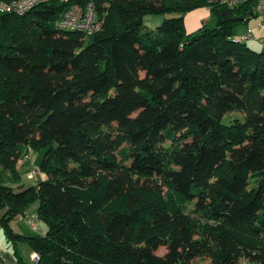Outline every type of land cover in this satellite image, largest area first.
<instances>
[{
	"label": "trees",
	"instance_id": "1",
	"mask_svg": "<svg viewBox=\"0 0 264 264\" xmlns=\"http://www.w3.org/2000/svg\"><path fill=\"white\" fill-rule=\"evenodd\" d=\"M87 2L102 20L89 36L56 27L70 3L0 13V226L15 257L27 242L35 264H264V51L233 38L253 1L212 7L216 26L195 33L184 17L206 0ZM34 152L24 186L17 162ZM34 201L47 231L27 238L10 222Z\"/></svg>",
	"mask_w": 264,
	"mask_h": 264
},
{
	"label": "built area",
	"instance_id": "2",
	"mask_svg": "<svg viewBox=\"0 0 264 264\" xmlns=\"http://www.w3.org/2000/svg\"><path fill=\"white\" fill-rule=\"evenodd\" d=\"M50 1L71 4L62 18L55 23L56 27L60 30L80 32L85 36H89L102 29V20L97 14L95 5L92 2H87L83 5L79 3L80 0H13L10 2H0V13L23 16ZM247 1H253V11L255 18L258 19L256 28L264 31V0H206V8L210 10L212 7L217 6L228 10ZM252 39H255L253 30L248 27L245 33L237 38V41L245 42ZM257 41L264 49V35L258 37ZM34 173V170H30L27 178L31 179ZM31 260L34 264L37 263L39 260L38 254L33 252Z\"/></svg>",
	"mask_w": 264,
	"mask_h": 264
},
{
	"label": "crops",
	"instance_id": "3",
	"mask_svg": "<svg viewBox=\"0 0 264 264\" xmlns=\"http://www.w3.org/2000/svg\"><path fill=\"white\" fill-rule=\"evenodd\" d=\"M208 12H210L206 7H201L197 11H191L185 15V23L187 26L188 20H190V26H187L188 29H191L189 27H192L194 25H197L199 20H202L203 18L207 17ZM210 17V16H209ZM159 17H154L149 19V23L152 25H155L156 23L160 22ZM212 19L209 18V22H211ZM249 23L246 26H239L234 29V39L239 38L242 36L246 29L250 26H248ZM253 30V35L255 39L250 40L252 43L259 44L257 41V38L264 35V31L262 29L256 28L255 30L259 32L258 35L255 34L254 28L250 27ZM247 40L246 42H248ZM21 160L17 162V168L19 171V174L21 173L19 170V163ZM21 176V174H20ZM40 179L45 178L43 175L39 176ZM22 178V176H21ZM30 180V179H28ZM33 183L30 184H24V182L20 181V184H23L24 186H29L34 184V179H31ZM39 206L38 201H34L28 209L25 211L24 214L19 215L18 217L14 218L10 222V227L12 230L27 238H34L38 236H42L46 233L47 227L46 225L38 218L37 209ZM18 250L19 254L21 256V260L18 261V259L15 257L13 253V247L10 242V240L7 238L6 233L4 232L3 228L0 226V264H34L31 260V254L33 251L31 250L29 244L27 242H20L18 243Z\"/></svg>",
	"mask_w": 264,
	"mask_h": 264
},
{
	"label": "rangeland",
	"instance_id": "4",
	"mask_svg": "<svg viewBox=\"0 0 264 264\" xmlns=\"http://www.w3.org/2000/svg\"><path fill=\"white\" fill-rule=\"evenodd\" d=\"M199 8H196V9H194L193 11H197ZM210 16V17H209ZM151 17L150 16H148V17H145L144 19H143V23H144V25H145V27H147V28H152L151 27V25H150V23H149V19H150ZM152 18H154V17H152ZM209 18L210 19H212V21L211 22H209ZM161 19H162V17H161ZM257 22H258V19L257 18H252V19H250L249 20V25L248 26H250V27H252V28H254V30H255V27H256V24H257ZM184 23H185V18H184ZM216 23H217V18H216V16L214 15V13H212V12H208V14H207V17H205V18H203L202 20H199V22L197 23V25H194V26H192V27H189V28H191V29H188V27L187 26H190V20H188V22H187V26H186V23H185V28H186V31L188 32V33H195V32H197V30H198V28H200V27H202V26H204V27H208V28H213V27H215L216 26ZM247 23V24H248ZM247 24H243V26H246ZM242 25H240V27H241ZM237 27H239V26H237ZM249 27V28H250ZM255 34L256 35H258L259 34V32L258 31H256L255 30ZM247 45L250 47V48H252L253 50H256V51H264V49H263V47L260 45V44H257V42L256 43H252L250 40L247 42ZM234 113H231L230 115H233ZM230 115H226L224 118H223V120H222V122L223 123H227L228 122V118L230 117ZM40 159H41V153H36V152H34L33 153V156L31 157V158H29V159H22L21 161H20V163H19V170H20V174H21V176H22V181L24 182V184H30V183H33V181H31V180H28V178H27V174H28V172L30 171V170H34V169H36L37 167H38V165H39V162H40ZM164 251H165V248L164 247H160L157 251H156V253L158 254V255H161V254H163L164 253ZM195 263L196 264H205L206 263V261H201V260H195Z\"/></svg>",
	"mask_w": 264,
	"mask_h": 264
},
{
	"label": "water",
	"instance_id": "5",
	"mask_svg": "<svg viewBox=\"0 0 264 264\" xmlns=\"http://www.w3.org/2000/svg\"><path fill=\"white\" fill-rule=\"evenodd\" d=\"M229 12L227 9L224 10V12L222 13V15H227Z\"/></svg>",
	"mask_w": 264,
	"mask_h": 264
}]
</instances>
